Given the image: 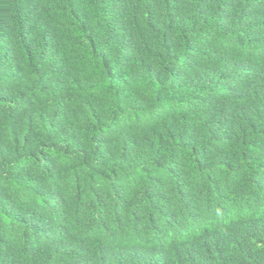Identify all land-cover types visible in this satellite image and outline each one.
Returning <instances> with one entry per match:
<instances>
[{
  "label": "trees",
  "instance_id": "obj_1",
  "mask_svg": "<svg viewBox=\"0 0 264 264\" xmlns=\"http://www.w3.org/2000/svg\"><path fill=\"white\" fill-rule=\"evenodd\" d=\"M0 264H264V0H0Z\"/></svg>",
  "mask_w": 264,
  "mask_h": 264
}]
</instances>
